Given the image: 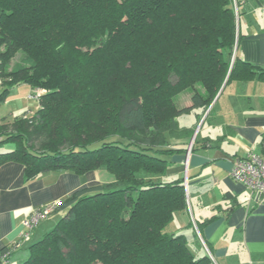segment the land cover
<instances>
[{"label":"trees","instance_id":"obj_1","mask_svg":"<svg viewBox=\"0 0 264 264\" xmlns=\"http://www.w3.org/2000/svg\"><path fill=\"white\" fill-rule=\"evenodd\" d=\"M238 42L233 0H0V103L23 83L47 89L34 114L0 116V166L24 164L26 180L50 170L114 176L61 200L64 213L23 264H214L170 230L188 209L170 157L193 135L177 117L206 110L241 76ZM186 90L192 103L178 108L171 96ZM106 94L117 101L115 125L140 141L75 134L88 107L109 105Z\"/></svg>","mask_w":264,"mask_h":264},{"label":"crops","instance_id":"obj_2","mask_svg":"<svg viewBox=\"0 0 264 264\" xmlns=\"http://www.w3.org/2000/svg\"><path fill=\"white\" fill-rule=\"evenodd\" d=\"M234 1L241 76L226 83L206 110L196 108L178 117L179 124L193 135L178 141L185 143L186 151L170 157V172L183 176L185 186L187 181L188 209L176 213L170 230L186 234L199 254L210 252L214 264H264V195L253 194L230 174L239 158L249 152L264 153V77L255 69L264 68V0ZM33 91L32 86L27 90L29 97ZM223 97L225 105L219 107ZM189 105L191 101L186 103ZM11 148L7 144L3 150ZM113 180L112 174L99 179L97 170L83 174L50 170L26 180L24 164L13 160L2 164L0 251L23 238V222L34 208L61 201L84 186ZM49 225L48 219L41 221L12 251L9 264H23L30 246L42 238Z\"/></svg>","mask_w":264,"mask_h":264},{"label":"rangeland","instance_id":"obj_3","mask_svg":"<svg viewBox=\"0 0 264 264\" xmlns=\"http://www.w3.org/2000/svg\"><path fill=\"white\" fill-rule=\"evenodd\" d=\"M233 3L235 6L234 0H233ZM22 54H23V50L21 49L16 50L14 55L11 57L9 68H12L13 65L20 60ZM141 83H142V80H141ZM141 83H138L137 85ZM29 89H31V86L29 84H21V85H17L16 87H14L9 92L6 98L7 101L6 102L3 101L0 103V114L6 116L8 120H13L15 117H17L18 115H22V114H25V115L34 114L36 110L39 107H41V104H40L41 97L40 96L43 93H47V89L44 87H34V89H38L40 91V95L38 99L30 98L28 96L29 93L27 94V90ZM174 94L175 93H173L171 97H172V100L176 103L178 108L186 106V103H189L191 101V92L188 90L182 91L178 93L176 96ZM106 95H107L109 105H107L106 103V105H102L103 108L101 109L99 108L95 109L96 106H94L93 104L90 107H88L87 109H88L89 119L87 118L86 121L83 120L81 122L82 125L81 127H78V129L75 130L76 131L75 134L79 135L80 138H86V135H85L86 133L88 134L90 133V135L94 136L96 132L97 136L101 135L102 137H104L105 135L109 136V135L118 133V134L124 135L126 138H130L131 140L140 141L141 138H143V135L139 131L134 130V129L127 130L122 127L120 128V126L115 125V121H114L115 111L113 110L112 106L117 104V101L110 94H106ZM9 100H12V101H9ZM225 101H226V97H223L218 106L219 107H222V105L224 106ZM173 114H174V110L171 111V109L169 108L167 111H164L160 117L161 119L167 120ZM106 118H107V121L105 120ZM183 118L180 117V119L184 120ZM89 120H90V124H89ZM91 130H95V132L92 133L93 131L91 132ZM95 170H97V177L101 180L104 179V177L107 176V174L111 176V173L106 171L103 168L95 169ZM63 213L64 212L61 213L57 211L48 218V222H50V225L48 226V229L46 231H49L55 226L56 222L59 220L60 216ZM190 246L193 247V244L190 243Z\"/></svg>","mask_w":264,"mask_h":264},{"label":"built area","instance_id":"obj_4","mask_svg":"<svg viewBox=\"0 0 264 264\" xmlns=\"http://www.w3.org/2000/svg\"><path fill=\"white\" fill-rule=\"evenodd\" d=\"M262 10L264 14V1L262 2ZM39 95L40 91L34 89L33 93L30 94V97L38 99ZM230 174L236 181L241 182L250 188L253 194L257 192L264 195V153L249 152L246 156L239 158L234 163ZM59 204L60 201H52L33 209L31 214L23 222L26 229L23 238L12 245L9 251L7 250L4 253L0 252V264L10 263L11 252L24 243L25 239L29 237L32 230L37 227L41 221L48 219L53 213H55Z\"/></svg>","mask_w":264,"mask_h":264},{"label":"water","instance_id":"obj_5","mask_svg":"<svg viewBox=\"0 0 264 264\" xmlns=\"http://www.w3.org/2000/svg\"><path fill=\"white\" fill-rule=\"evenodd\" d=\"M226 83H227V80L224 82V84H223L222 88L220 89V92L218 93V95L216 96V98H215V99H217V98H218V96L220 95L221 91H222V90H223V88L225 87Z\"/></svg>","mask_w":264,"mask_h":264}]
</instances>
